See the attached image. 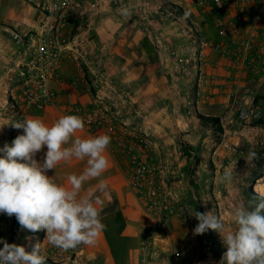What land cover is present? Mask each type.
Returning a JSON list of instances; mask_svg holds the SVG:
<instances>
[{
    "label": "crops",
    "instance_id": "obj_1",
    "mask_svg": "<svg viewBox=\"0 0 264 264\" xmlns=\"http://www.w3.org/2000/svg\"><path fill=\"white\" fill-rule=\"evenodd\" d=\"M156 1H151V8L156 7ZM166 1L178 8L182 20L150 22L137 10L143 6L142 0H103L93 12H84V15L70 12L63 28L68 47L72 49V41L79 39L80 44H74L75 52L86 53L89 65L101 61L128 91L132 107L145 116L140 126L148 133L147 153L158 164L161 181L178 200L175 213L165 221L166 235L154 231L153 220L129 188L130 157L117 149L111 138L108 169L102 177L86 182L81 190V196L91 195L97 201L96 207L102 210L101 218L106 226L94 245L58 250L45 240L46 232L21 230L15 216L5 214H0V239L26 246L28 251H31L30 243L39 241L47 264H142L141 247L146 236L152 234L156 252L145 257L151 264H174L171 256L174 248H199L202 258L198 264H219L226 251L219 234L211 235L210 230L194 235L198 221L191 214L194 210L211 211L231 227L234 208L241 202L247 208L250 200L246 191L260 176L242 186L243 181L236 184L239 178L207 175L204 167L206 163L238 167L243 146L264 141L262 125H241L236 116L240 105H256L255 100L264 97V76L250 77L247 72L238 76L232 64L220 55L214 46L221 38L211 12L201 0ZM0 6H5L0 18L2 148L23 134L22 129H15L11 124L39 118L51 126L62 115H69L71 105L91 106L94 90L87 69L77 67L72 58L77 54L71 51L62 63L60 81L53 85L57 104L44 109L31 108L27 115L16 116L10 97L15 85L5 75L14 49L12 33L28 31L37 24L41 14L21 0H0ZM245 28V32L255 29L254 24ZM184 30H192L205 39L207 47H203L195 68L184 66L177 70L170 64V50L189 43ZM159 35L162 39L157 43ZM251 79L254 81L249 82ZM196 113L219 119L218 142L211 138L212 129L199 124ZM100 134L104 133L84 128L75 135L86 138ZM46 151L45 147L36 159L42 162ZM85 167L86 160L73 158L61 162L47 175L54 177L58 184L68 186L67 176L79 175ZM101 182L106 186L103 190ZM72 252L74 258H68Z\"/></svg>",
    "mask_w": 264,
    "mask_h": 264
},
{
    "label": "built area",
    "instance_id": "obj_2",
    "mask_svg": "<svg viewBox=\"0 0 264 264\" xmlns=\"http://www.w3.org/2000/svg\"><path fill=\"white\" fill-rule=\"evenodd\" d=\"M41 14L37 24L26 32H13L14 49L5 68L6 79L15 85L10 95L11 109L16 116L27 115L29 109H44L57 104V92L53 85L60 81V69L68 52H75V38L70 49L64 41V19L70 12H93L103 0H21ZM137 8L150 22L182 20L175 5L166 0H142ZM211 12L221 38L214 47L229 61L238 76L247 72L250 77L264 76V0H201ZM254 24L255 29L245 32ZM189 43L170 50V64L180 70L184 66L195 68L207 41L192 30H184ZM162 37L159 35L157 43ZM72 56L77 67H85L94 90L91 106H70L69 115L84 118L85 127L109 135L117 149L130 157L127 178L129 188L140 200L144 211L153 220L154 231L166 235V219L175 213L178 200L168 186L161 181L158 164L148 155V133L140 126L144 114L132 107L128 91L113 78L105 65L95 61L89 65L86 53L75 52ZM254 79L249 80V82ZM198 82V81H197ZM192 114V110H189ZM239 122L253 125L264 117V108L253 104L240 105L236 111ZM154 236L148 234L141 247L142 264L154 254ZM58 249V248H56ZM60 250V249H58ZM202 251L198 248H174L171 252L174 264H197Z\"/></svg>",
    "mask_w": 264,
    "mask_h": 264
},
{
    "label": "clouds",
    "instance_id": "obj_3",
    "mask_svg": "<svg viewBox=\"0 0 264 264\" xmlns=\"http://www.w3.org/2000/svg\"><path fill=\"white\" fill-rule=\"evenodd\" d=\"M11 125L22 129L23 134L0 148V214L15 216L21 230L46 232L48 244L62 251L94 245L106 226L97 201L91 195L81 196V190L108 169L111 137H76L85 127L84 118L78 115H62L51 126L39 118ZM45 147L40 162L36 156ZM73 158L86 160V167L79 175L67 176L68 186L47 175ZM224 178L230 179V174ZM105 187L101 182V190ZM191 216L198 221L194 235L210 230L219 234L226 248L219 264H264V197L250 202L248 208L242 202L236 206L231 227L211 211L194 210ZM0 244V264H47L39 241L29 244L31 251L5 239H0Z\"/></svg>",
    "mask_w": 264,
    "mask_h": 264
},
{
    "label": "rangeland",
    "instance_id": "obj_4",
    "mask_svg": "<svg viewBox=\"0 0 264 264\" xmlns=\"http://www.w3.org/2000/svg\"><path fill=\"white\" fill-rule=\"evenodd\" d=\"M4 7L5 6H3V7L0 6V18H2V16H3V10L5 9ZM255 103H256V105L253 104V106L255 108L263 109L264 108V97L256 99ZM195 115H196V119L198 120L200 125H202L206 128L212 129L211 138L214 141L218 142L219 138H220L219 137L220 131L216 130L214 122L203 119L206 116H204L200 113H196ZM200 116H203V118ZM258 122H259V120L254 122L253 124L260 125ZM239 123L241 125H247L248 126V124H243L241 122H239ZM240 155H241V160H240V162H238V164H239L238 167H235V166H232L229 164H224L221 166H215L214 163H206V166L204 167V169H205L204 172L207 175H211V176H213L214 174H216L218 176H220V175L225 176V174H230V176L240 179L239 182H237L236 184L241 183L240 181H243L244 183L242 186H246L247 182L258 179V176H260L261 178L256 182H259L262 185H264V141L262 143H260V141H257L256 143L252 142L250 145L243 146L242 152L240 153ZM253 192L255 194H257L254 190H253ZM249 200L250 201L247 204V208L249 207L250 202L255 203V202L259 201L257 199H253V198H250ZM209 233L211 235H214V233H216V232L210 231ZM74 256H75V253H73V252L68 254V258H74ZM200 258H202V256Z\"/></svg>",
    "mask_w": 264,
    "mask_h": 264
},
{
    "label": "trees",
    "instance_id": "obj_5",
    "mask_svg": "<svg viewBox=\"0 0 264 264\" xmlns=\"http://www.w3.org/2000/svg\"><path fill=\"white\" fill-rule=\"evenodd\" d=\"M200 117L203 118V116H200ZM203 119H206V120H209V121L214 122L215 127H216V130L221 131V125H220V121H219L218 118H214V117H204ZM258 123L264 127V118L261 119V120H259ZM246 196H247V198H249V199H250V198H253V199L260 200V198H261V196L255 194V193L253 192V189H252L251 187H249V188L247 189V191H246Z\"/></svg>",
    "mask_w": 264,
    "mask_h": 264
},
{
    "label": "bare ground",
    "instance_id": "obj_6",
    "mask_svg": "<svg viewBox=\"0 0 264 264\" xmlns=\"http://www.w3.org/2000/svg\"><path fill=\"white\" fill-rule=\"evenodd\" d=\"M251 188L261 197H264V185L259 182H255V185H251Z\"/></svg>",
    "mask_w": 264,
    "mask_h": 264
},
{
    "label": "water",
    "instance_id": "obj_7",
    "mask_svg": "<svg viewBox=\"0 0 264 264\" xmlns=\"http://www.w3.org/2000/svg\"><path fill=\"white\" fill-rule=\"evenodd\" d=\"M252 185H255V183L253 182Z\"/></svg>",
    "mask_w": 264,
    "mask_h": 264
}]
</instances>
